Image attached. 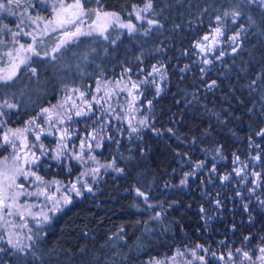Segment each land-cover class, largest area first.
<instances>
[{"label":"trees","instance_id":"obj_1","mask_svg":"<svg viewBox=\"0 0 264 264\" xmlns=\"http://www.w3.org/2000/svg\"><path fill=\"white\" fill-rule=\"evenodd\" d=\"M147 2L85 0L87 5L95 4L122 16ZM237 3L238 0H152L153 19L162 27L148 35H124L115 47L107 48L105 56L96 57L93 68L85 69L95 71L94 75L82 78L76 73L70 77L57 70L59 65L39 60L31 65L36 69L34 79L33 73L23 75L17 85L0 89L19 106L3 118L2 137L6 128L24 126L42 107L49 108L63 96L64 84L76 78L94 86L95 79L117 78L126 75L127 69L148 73L154 64L166 66L168 77L163 95L154 101L153 120L149 119L162 134L142 130V139L126 146L124 158L119 159L123 174L104 173L96 194L78 197L57 213L47 227L46 237L38 244L37 261L24 262L6 251L0 253V264H139L169 257L182 247L202 244L220 250L224 245L234 248L259 244L264 211L254 202L245 212L237 202L235 194L242 183L233 172V160L235 154L241 161L250 162V157L259 153L264 161V138L256 135L264 129V14L241 4L243 19L236 24L231 19L224 21L225 39L239 25L246 28L240 49L235 55L229 52L219 59L217 55L209 68L196 62L193 48L216 26V17H222ZM13 8L17 15L22 10ZM28 8L30 14L37 9L42 12L37 2ZM17 15L4 13L2 24L16 28ZM249 16L254 24L249 22ZM83 42L71 46L72 51ZM201 68L205 69L203 73ZM257 76L261 79L253 90L247 85ZM213 80L217 86L209 89ZM34 92L40 94L36 103ZM169 128L172 133L167 131ZM217 148L220 155H216ZM10 151L0 149V158L10 155ZM201 161L204 167L188 178L187 186H179L183 174ZM213 164L215 173L210 171ZM53 169H40L39 174L66 182L70 178L60 169ZM224 175H229L230 180L221 183ZM136 189L145 193L147 203L136 195ZM218 195L223 201L221 209L214 206ZM201 206L205 213L200 212ZM156 215L160 221L153 219ZM149 227L153 232L147 236ZM246 233L252 236L247 241Z\"/></svg>","mask_w":264,"mask_h":264},{"label":"snow or ice","instance_id":"obj_2","mask_svg":"<svg viewBox=\"0 0 264 264\" xmlns=\"http://www.w3.org/2000/svg\"><path fill=\"white\" fill-rule=\"evenodd\" d=\"M38 2L40 4H44L46 3V0H38ZM244 3L259 4L260 7L264 9V0H238V3L231 9V11L226 10L223 12L222 17H216V26L212 29L211 35L205 34L202 40H197V42L193 45V48L198 49L200 53H204L205 55H207V53L212 52L214 50V47L221 42L220 38L225 36L224 21L230 17L231 22L233 24H236L238 19L243 15L240 6ZM19 4L20 0H0V14L7 13L10 16L17 15L16 11H14L13 5L19 6ZM152 7V0H148L144 8H141L139 10L133 8V11L136 13V18L138 20H143L145 19V17H143L140 13L152 10ZM52 11L55 13V16L54 18L49 20H44V18L39 15L35 17L29 15L27 17L28 22L30 24H35L37 28H39V25L41 23L44 24V27L40 29L41 35L47 34L49 31L59 32L57 43L52 49V53L59 52L61 48H64L69 44L76 43L78 41V38L81 36H92L94 33L104 36V33L108 30V28L112 27L114 24L118 25L121 28H126L129 34H132L136 31V26L134 24L124 23L121 20L119 14H117L116 12L101 13L100 11H97L95 13V19L92 21L91 24L87 26L88 30L86 31L84 29V17L87 16L89 10L84 7V0H73L72 3H65L64 0H59L58 5L52 4ZM248 20L251 24L255 23L251 16L248 17ZM147 23L150 26L162 27V25H159L158 21L152 19H149ZM21 25H25V20L22 18L16 24L17 29H19L16 32H12L8 28L7 24H4L3 27H0V35H4L5 33L10 34L13 43H19V41L16 40V37L22 35L31 36L32 40V43H29L27 46L25 44H20L19 48L14 50L16 53L15 56L13 55L12 51L6 52L4 54L10 60L9 68L11 69V71L5 75H0V84H8L9 82H11L16 76L17 71L19 70L21 65H27L28 61L31 59V57L26 54L21 56V52L31 53L33 56L40 55V53L34 47L37 41V36L33 35V33L30 31H25L24 28L21 27ZM149 31H151V28L145 29L144 34L147 35ZM245 31V27L243 25H239L238 30H236L234 34L227 37V40L231 42V45H233V54H235L240 49L241 38ZM104 38L107 39L108 37L104 36ZM42 42L43 41L41 40V43ZM204 42L208 43L205 44ZM0 43H2V41H0ZM44 55L48 56V53H45ZM222 56L223 53H220L218 54L217 58L219 59ZM55 58L56 57L53 55L52 59ZM17 60L19 61V63L16 62ZM203 63L210 64L211 61L205 58L203 60ZM185 68H187V66H185ZM185 68H182L181 71H184ZM30 71L33 73V75L36 74L35 68H30ZM200 71L203 73L205 69L201 68ZM156 76H159L161 80L167 78L163 71L162 65L160 67L153 65L151 71L145 74V79L140 80L139 82L130 81L129 83H125L123 85H121L120 82H117V87L120 89V91H127L128 96L132 97V101L128 105L130 109H135V102L137 100V97L139 95H142V93H140L139 91L141 85L150 83L152 85H155V92L157 96L161 93L162 88L155 79ZM148 77L153 78L149 80ZM259 79H261V77L257 76L256 79L252 80V82L247 86L255 90L253 86L256 85L257 80ZM216 86L217 82L213 80L211 84L208 85V88L211 89ZM133 90H135V94ZM74 91H78V89ZM99 91L100 89L97 88V92ZM114 94V92H105V96L109 97ZM83 96L84 93H80L81 99L83 98ZM93 100H95L96 103L100 102L96 97H93ZM147 103L149 107H151L152 101L149 100ZM73 106L75 107V105ZM56 107L64 108V104L61 103L58 106H52L49 108L42 109L36 117H33L26 122V126L24 128H8L6 132H3L2 137H0V149L7 151L9 148H11L12 150V163L10 166L8 164L9 157L5 156L3 160L0 161V165H2L0 166V253L8 251V248L14 250L13 254L20 253L21 255H27L28 252H32L33 245H35L37 243V240L40 238V232H34L33 229L28 226V218L31 217L38 223L48 222L50 218L47 212L44 211L45 207H47L48 211L55 213L57 211H60L62 209V206L70 204L72 202L71 197L67 194H64L58 198L56 195L48 191L49 188L55 185L56 192H59L61 185L60 181H46L44 177L39 175V169L41 167H51V165L48 164V160H55L58 163H65L66 161L75 160L81 164H88L89 161H91L92 164L96 165L95 167H90L87 171L82 172L80 176L76 177V180L74 182H70L66 186L65 192H74L76 196H81L83 194L82 188L78 187V185H82L83 189L87 192H92V188L87 183L82 181L81 177L92 175L93 179L95 180L101 168L112 169L118 174H123L124 172L123 168L118 167V162L115 157H113L110 162L101 164L100 161L97 159V156L92 154L93 147L96 149L102 148L104 140V136L99 135L95 129H93V131L89 133V136L90 139L92 141H96V143L95 145H92L91 143L87 144V157L84 154L86 147L85 141L80 142L79 152L71 151L69 149L68 144L65 143V141L70 138L68 130L57 127V124H63L64 120L60 116V114L55 111ZM17 108V104L11 103L7 99L3 100V102H0V131H2L5 127V121L3 120V118L7 114L5 109L15 110ZM91 108L92 105L88 103L87 111L84 108H78L75 112V115H89ZM249 111H251V109H249ZM105 112L109 117H112L113 113L115 112V109L112 108L111 105H109V107L105 109ZM54 115L56 123H53ZM114 118L117 120L124 119V117H121L120 115H116ZM68 119L71 120L72 117L69 116ZM96 119L100 120L101 118L97 117ZM132 119H135V117H131L128 119V132L125 133V135H127L130 140L133 138L142 139L141 133L144 129L152 131L156 135L162 134L158 132L154 128V126L149 123L147 117L139 119L136 124L132 123ZM45 124L48 125L47 132L43 127V125ZM52 129H55L56 132H60V137L57 147L49 150L41 141V137L43 135L52 136ZM29 131H32V134L34 136V140L32 142H29L28 136L26 135V133H28ZM100 131H106L103 125L100 126ZM167 131L169 133L173 132L171 128H169ZM256 135L264 138V129H261L259 132L256 133ZM108 140L112 141L113 138L109 136ZM17 141H19V144H17ZM114 142L117 145L118 151L120 142L119 140H115ZM256 147H259V145L257 144ZM50 151L52 153L51 155L49 154ZM141 155H144V150H141ZM177 155H179V153H177ZM185 155L187 154L185 153ZM216 155H220V148L216 149ZM120 158L123 159L124 157L121 155ZM213 159H215V157H213ZM250 159L256 161L257 163H261L262 161V157L259 153L254 156H251ZM233 163L241 165L240 167L233 168V172L237 177L241 178L242 182L247 183L248 177L245 172V169L248 168V164L242 162L240 160V157L235 154ZM203 167V161L196 163L191 172H185L183 174L179 186H187L188 178L190 176H193L197 169H201ZM68 171H71L70 167L68 168ZM210 171L212 173L216 172L215 164H213ZM251 176L255 177V180L251 182L254 186L249 187L247 189L249 197L254 198L256 202L262 208H264V199H261L260 196L256 195L257 188L261 187V184L259 183V181H261L262 179L261 172L252 171ZM229 180L230 176L224 175L221 179V183ZM33 184L36 185L34 191L30 190ZM136 195L143 197L146 203L148 202V197L145 195L144 192L140 191L139 189H136ZM235 195L241 197L242 200L244 199V194L240 191H237ZM33 196H43L51 206L49 207L48 205H44L43 207H41V210L39 212H33L32 209L38 207L36 203L29 204L27 200L21 202L22 197L30 198ZM251 203L252 199H249L247 203L243 204L245 212L249 211V205ZM149 207H154V205L150 204ZM215 207H221V201L219 199L215 200ZM200 212L205 213L206 209L201 206ZM17 216L19 217L21 223H17L14 219H9V217ZM153 219H159V216H154ZM13 228L27 229L26 239L30 243H23V232L11 231L10 229ZM244 239L247 241L250 239V237L246 236L244 237ZM5 244L8 246V248L4 247ZM197 248L205 252L208 251V249L203 248L202 245H197ZM236 252L240 253L242 252V249L238 248L236 249ZM258 252L259 255L257 256V261H259V264H264V245L258 246ZM32 255H35V253L32 252ZM177 255H183V253H180L178 251ZM191 255L193 259H198L201 264H207L204 256H197L196 250H192ZM211 255L212 257L217 258L221 261L225 259L223 255L217 257L215 252H212ZM242 255L245 260L250 261V264H257V261H254L252 259V256L249 254L248 251H243ZM171 259L174 261L176 257L173 256ZM228 261H233V254L231 250H229L228 252ZM150 264H164V261L153 259ZM187 264H192V262L188 261Z\"/></svg>","mask_w":264,"mask_h":264},{"label":"rangeland","instance_id":"obj_3","mask_svg":"<svg viewBox=\"0 0 264 264\" xmlns=\"http://www.w3.org/2000/svg\"><path fill=\"white\" fill-rule=\"evenodd\" d=\"M36 2L38 3L39 6H41L42 12L40 13V11H38V9H37V11L30 14V12H29L30 8H28V6L32 7V5H34ZM64 2L65 3H72L73 0H64ZM58 3H59V0H46V3H44V4H40L38 2V0H20L19 6L13 5V7H17V8L22 9V10H19V13L16 17L18 19L17 22H19V20L21 18L24 19L25 25H21V27L24 28L25 31H30L33 33V35L37 36V41H36L34 47L40 53V55L39 56H33L31 53L21 52L20 53L21 56L26 54V55L30 56L31 59L28 61L27 65H21V67L17 71L16 76L14 77V79L11 82H9L8 84H0L1 90L7 88L8 86L17 85V83L22 79L23 75H29L30 73H32L30 71V68H32L31 65L35 61L38 62L39 60L49 61V62L53 63L55 66L59 65L57 70H60L61 72L63 71L65 74L70 75V77H72L73 74H76V73H78L76 75V77L80 76V77L84 78V76H87L88 74L92 76L95 74V71H94V73H92L93 70L89 71V70H85V69H87L88 66H91L93 68L94 64H97V60H96L97 58L96 57L105 56L107 48L115 47L116 43H118L124 35H128V36H137V34L145 35L144 34L145 29L151 28V30H153V29L158 27V26H150L147 23V21L149 19L154 20L152 10L140 13L143 17H145V19H143V20H138L136 18V13L133 10H132V12H130L129 14H127L125 16H122L121 14L117 13V14H119L121 20L124 23H132L136 26V31L134 33L129 34L128 30L126 28H121L118 25L114 24L112 27H109L108 30L104 33V36L108 37L107 39H105L104 36H101L97 33H94L92 36H81L78 38V41L76 43L69 44L64 48H61L59 52L52 53V49L55 47V45L57 43L59 32L49 31L47 34L41 35L40 29H42L44 27V24L41 23L39 25V28H37V26L35 24H30L28 22L27 17L29 15H31L33 17L39 15V16L43 17L44 20L52 19L55 16V13L52 11V4L58 5ZM244 5L246 7H249L250 9L258 10L262 14H264V9H262L259 4L244 3ZM84 7L89 10L87 16L84 17V20H85L84 29L86 31L88 30L87 26L89 24H91L92 21L95 19V13L97 11H100L101 13L108 12V11L102 10L99 7L95 6V4H91V5L85 4V0H84ZM135 8L137 10H139L141 8H144V6L135 7ZM3 14H0V27H3V24L1 21L2 20L1 16H3ZM242 17L243 16H241L239 19H243ZM227 19H231V18L229 17ZM10 30L12 32H16L19 29H17V27H16V28L10 29ZM211 32H212V29L207 34L211 35ZM16 40L19 41V43H13L12 37L8 33H5L4 35H0V41H2V43H0V75H5L11 71V69L9 68L10 60L4 54L6 52L12 51L13 55L15 56L16 53L14 50L18 49L20 44H25L27 46L29 43H32L31 36H23V35L18 36V37H16ZM41 40L43 41L42 43H41ZM84 40H85V42L80 44L78 49H75L72 51L71 46L77 45L78 43H80ZM86 41H89V42H86ZM220 41L221 42L217 46L214 47V50L211 53H214L215 51L217 52L219 49L218 47H222V46L225 47L226 46L224 50L220 51L221 53H223V56H225L226 53H229L230 51H232L233 45H231V42L228 41L227 39H224V41H223V37L220 38ZM204 43L207 44L208 42H204ZM71 51H72V53H70ZM45 53H48V56H45L44 55ZM194 54H195L196 62H198V64H201L204 66L203 60L205 58L208 59L209 61H211L210 53H207V55H205L204 53H200L198 51V49L194 48ZM53 55L56 57L55 59H52ZM16 62L19 63L18 60ZM206 65H211V64H206ZM157 67H160V65H157ZM35 75H32L31 78L34 79L36 77ZM143 78H141L139 80H144ZM148 78H150V77H148ZM151 78H153V77H151ZM95 80H96L95 85L90 86V87H89V85L84 84L83 81L77 80V78L75 80H73V82L66 83L67 86L64 84V88H62L63 96L59 100L53 102L52 105L50 106V107L58 106L61 103L64 104V108L56 107V110H55L56 112H58L60 114V116L64 120V123L63 124H57V127L64 129V127L67 126V123L74 122L76 117H82V116H76L75 112L77 111L78 108H84L87 111L88 110L87 109L88 103H90L92 105L90 113L93 111L94 107L98 108L97 117H100L103 114L102 108H104V111H105V109L108 108L109 105H111V107L115 109V112L113 113L112 117H109L104 112L106 115V119L104 121L107 123V121L110 122L111 120H113L114 122H112V123H114V129L116 128L115 125H118L117 123L115 124L116 121L124 122V123L128 124V119L133 117L132 115L134 113V111L128 107V105L131 101L130 98H132V97L128 96L127 91H120V89L117 87V82H120V84L123 85L125 83H129L130 81L131 82H138L139 80L136 78H133L131 76H125V75H123L122 79L120 77H117V78H109V79L108 78H106V79L101 78V79H95ZM34 83H35V81H34ZM37 84L38 83L36 82L35 88H37ZM97 88L100 89L99 92H97ZM77 89H78V91H74ZM106 91L114 92L115 94L111 95L110 97L105 96ZM133 91L135 94V90H133ZM4 92L5 91H3V93L2 92L0 93V102H3V100H5V99H7V100H9V102H11L12 99L10 98V96L5 95ZM80 93H84V96L82 99L80 97ZM125 96H126V99L124 98ZM32 97H33V103L38 102V100H40L39 99L40 98L39 92L32 93ZM93 97H96L100 102L96 103V101L93 100ZM101 98H103V99H101ZM122 98H124V99L122 100ZM11 103H13V102H11ZM73 105H75V107ZM18 108H19V106H18ZM44 108H46V107H42L35 115L37 116L41 112V110ZM128 108H129V111H128ZM17 109H15V110L5 109V111H6V113H9L10 111H16ZM116 115H120L121 117H124V119L117 120L114 118ZM69 116L72 117L71 120L68 119ZM133 120L134 119H132V121ZM53 123H56L55 115L53 117ZM25 126L26 125L20 126V127H9V128L17 129V128H24ZM43 127L45 128V131L47 132L48 125L45 124V125H43ZM6 129L8 130V128H6ZM52 131H53L52 136H48V135H45V136L50 137L53 140L54 139L57 140V138L60 137V132H56L55 129H52ZM119 133H121V131H119ZM26 135L28 136L29 142H32L33 140H31V138L34 137L32 134V131H29L28 133H26ZM66 141H65V143H68ZM17 144H19V141H17ZM10 150H11V148H10ZM49 150H51V149H49ZM11 152H12V150L10 151V155L7 156V157H9V160H8L9 166L12 163ZM76 152H79V150ZM49 154L50 155L52 154L51 151L49 152ZM3 158H0V161H2ZM97 159L100 161L101 164L108 163L112 160V158H110L108 161L105 162V161H102L99 157ZM52 161L55 162V160H52ZM119 161L120 160H117L118 163H119ZM68 162L69 161H66L65 165L68 164ZM245 163H247V162H245ZM255 163H256V161L250 160V162H248L247 164H248V166H252V164H255ZM263 163H264V161H263ZM263 163L261 161L262 167H264ZM235 165H236V167L241 166L238 164H235ZM0 166H2V165H0ZM95 166L96 165L92 164L91 161H89L88 164H81V173L84 171H87L90 167H95ZM102 170H109L110 171L112 169L101 168L100 172ZM262 174L264 176V170H263ZM248 175H251V172H249ZM78 176H80V175H78ZM98 176H99V174L96 176L95 179H97ZM91 179L94 180L92 175L81 177V180L84 181L85 183H87L89 186L92 185ZM74 180H76V179H74ZM253 180H255V177H252V179L249 181L250 185H248V186L252 187L251 182ZM46 181H59V180H46ZM67 185H63L61 183L59 192H56V190H55L56 186L55 185H53L51 188H49L48 191L50 193L56 195L59 198L65 194V188ZM35 188H36V185L33 184L30 190L34 191ZM71 193H69L68 195L70 196ZM25 200H27V202L29 204L36 203L38 205V207L32 209L33 212H39L41 210V207H43L44 205H48L49 207L51 206L49 204V202L46 201V199L43 196H41V197L33 196L30 198L22 197L21 198V202H24ZM68 205L69 204L62 206V209L68 207ZM44 211L47 212V214L50 218L48 222L38 223L36 220H33L31 217L28 218V226L30 228H32L34 232L35 231L40 232V238L37 240V243L35 245H33V248H32V252H34L35 255H32V252H28L27 255H21L20 253L13 254L14 250L11 248H8V246L5 244L4 247L8 248V251L10 252V254L14 258L18 257V258L22 259L24 262L28 259L37 261V259H38L37 258L38 257V244L40 241H42L46 237L45 235H46L47 227L53 221V219L57 215V212H59V211H57L55 213L50 212V211H48L47 207L44 208ZM156 216H159V215H156ZM159 218H160V216H159ZM9 219H14L17 223H21L18 216L17 217H9ZM154 220L160 221L159 219H154ZM10 230L16 231V232L22 231L24 234V237L22 238L23 243H26V244L30 243L26 239L27 229L13 228ZM152 232L153 231H152L151 227L147 228V236H149ZM192 250H196V249H193L191 247L190 248H188V247L179 248V249H176L174 251V254L172 256L165 257V258H158V260L164 261V264H187L188 261H191L192 264H201V262L198 259L192 258V255H191ZM178 251L180 253H183V255H177ZM3 253H1V254H3ZM196 253H198V251H196ZM173 256L176 257V259L174 261L171 259ZM151 261L152 260H147L144 263H139V264H150ZM230 263L231 262H228V260H225V262H224V264H230ZM238 263L239 264H245L244 261H241V262L238 261Z\"/></svg>","mask_w":264,"mask_h":264},{"label":"flooded vegetation","instance_id":"obj_4","mask_svg":"<svg viewBox=\"0 0 264 264\" xmlns=\"http://www.w3.org/2000/svg\"><path fill=\"white\" fill-rule=\"evenodd\" d=\"M203 36L199 39V40H202ZM226 38V33H225V36L223 37V41L224 39ZM226 47V46H225ZM224 46L222 47H218V51L214 52V53H211L210 52V57H211V65H206L204 64L205 68H209L213 65V60L214 58L220 54L221 50H224L225 49ZM232 53V51H230ZM236 54V53H235ZM232 53V55H235ZM155 66L157 65H162V64H154ZM153 66V65H152ZM152 66L151 68L149 69V72L151 71L152 69ZM163 66V71L166 75V66L162 65ZM145 74L146 72H138V73H133L132 70L130 69H127V74L125 76H131L133 78H136V79H145ZM121 79L123 77L122 76H119ZM167 77V75H166ZM149 80H151L152 78H148ZM158 83L160 84V87L162 88V91L161 93L157 96L156 95V92H155V85H152V84H145V85H141L140 86V93H142V95H139L137 97V100L135 102V109H132L134 111L133 113V117H135V119L132 121L133 124H136L137 121L143 117H147L148 120L152 119L153 120V107H154V101L156 98H160L162 95H163V92L165 91V86L167 85V82H168V77L164 80H161V78L159 76H156V78ZM140 81V80H139ZM138 81V82H139ZM209 85V84H208ZM91 85H89L90 87ZM126 99V96L124 97ZM122 98V100L124 99ZM130 100L132 101V98H130ZM151 100L152 101V105L151 107H149L148 105V101ZM130 101V102H131ZM102 112L103 114L100 116V120H97V115H98V108L94 107L93 108V111L89 114V115H86V116H82V117H76L75 121L74 122H69L67 123V126L64 127V129H67L68 130V133L70 135V138L67 139L66 144H68L69 146V149L71 151H78L79 150V144L81 141H85V156L87 157L88 155V149H87V144L91 143L92 145H95L96 141H92L90 139V136H89V133H91L93 131V129L96 130V132L99 134V135H103L104 136V140H103V147L100 148V149H96L93 147L92 149V154L96 155L97 158L99 157L102 161H108L110 158H113L115 157L117 160L120 159V156L123 155L125 153V150H126V146H130L131 143H135L137 142V140L139 139H129L127 135H125L124 133H127L128 131V124L127 123H124V122H119V121H116L115 124L117 123L118 125H115L116 128L114 129V122L113 120H111L110 122L107 121V123L104 121L106 119V115L107 113L104 111V108H102ZM128 111H129V108H128ZM106 115H105V113ZM36 117V115H35ZM39 122V121H38ZM103 125L106 129V131L104 132H101L100 131V126ZM117 129V130H116ZM119 131H121V133H119ZM124 135V136H123ZM111 136L113 138L112 141H109L108 140V137ZM34 138V137H32ZM42 139V142L45 144V146L48 148V149H54L55 147H57V144L59 142V137L57 138V140H53L51 139L50 137H47L45 135H43L41 137ZM115 140H119V150L117 151V145L115 144ZM39 154V153H37ZM263 160H264V157H263ZM243 162H249V161H243ZM48 164L51 165V167H48V166H44V167H41L40 169L42 170H46V171H49L50 168H54L53 170H56V169H60L61 171L64 172V174L66 175H69L70 178H68L67 182L64 180V179H61V178H55V179H48V178H45L46 180H59L63 185H67L69 184L70 182H74L76 179V177L78 175H80L81 173V163H78L77 161L75 160H71L68 162V164L65 165V163H58V162H54L52 160H48ZM120 161L118 163V167L122 168L120 166ZM264 164V163H263ZM71 168V171L69 172L68 171V168ZM39 169V171H40ZM264 170V167L261 166V163H255V164H252V166H248L247 169H245V172L247 174V177H248V182L247 183H244L241 181L242 185L240 188H238V191L242 192L244 194V199L242 200L241 197H238L237 198V202L239 203V205H242L243 207V204L244 203H247L249 199H252V203L256 202V200L254 198H251L249 197V194L247 192V189L250 187L248 186L250 183L249 181L252 179L253 176L251 175H248L249 172H252V171H259L261 172V175H262V179L260 182L261 184V187L260 188H257L256 190V195L260 196L261 199H264V176L262 174ZM112 170H102L100 173H99V176L97 177V179L95 180H92V185L90 186L92 188V192H87L86 190H84L82 188V185H78V187H81L82 188V192L83 195L87 194H96L98 192V188L100 187V177L105 173V174H110ZM40 173V172H39ZM118 174V173H117ZM40 175V174H39ZM43 177V176H42ZM239 180H241L240 177H237ZM254 185L252 184V187ZM71 192H65V194H69ZM81 196H76L74 192L71 193L70 197L72 199V201L74 199H77L78 197H81ZM221 197L218 195L217 199H220ZM72 203V202H71ZM70 203V204H71ZM223 203V201H221V204ZM215 206V204H214ZM223 206L220 207V209L222 208ZM261 211H264V208H262L259 204L257 206ZM58 213V212H57ZM213 219V218H211ZM264 231L261 232V234L258 235V245H256L255 247L254 246H247L246 244L243 245V247H234V248H231V247H225V245L220 249V250H215V249H209L208 247L203 246V248L205 249H208L207 252L205 251H202L201 249H198L197 248V245L196 246H192L191 248L193 249H196V251H198L197 253V256H204L205 258V261L207 262V264H224L225 260H228V252L229 250H231L232 254H233V261L230 263V264H239L238 261H244L245 264H250V261L248 260H245L243 255H242V252L243 251H248L249 254L252 256V259L254 261H257V256L259 255V252H258V246L260 245H264V241L262 240V237H264ZM263 235V236H262ZM229 236H232V234H229ZM250 237L251 239V234H248L246 233L245 234V237ZM225 238V237H222V239ZM223 242H225L223 240ZM249 242V241H248ZM184 248V247H182ZM189 248V247H188ZM242 249V252L238 253L236 252V249ZM212 252H215L216 253V256L219 257L221 255L224 256V260L221 261L217 258H214L212 257L211 253ZM172 256V255H171ZM229 262V261H228ZM257 264H259V261H257Z\"/></svg>","mask_w":264,"mask_h":264}]
</instances>
